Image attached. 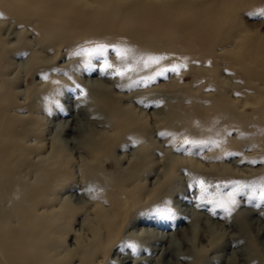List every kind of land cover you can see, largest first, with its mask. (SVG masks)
<instances>
[{
	"label": "rangeland",
	"instance_id": "374dc122",
	"mask_svg": "<svg viewBox=\"0 0 264 264\" xmlns=\"http://www.w3.org/2000/svg\"><path fill=\"white\" fill-rule=\"evenodd\" d=\"M225 2L238 8H234L233 13L226 7L228 16L212 45L211 56L201 58L194 50L178 54L168 48L147 51L143 49L146 47L133 45L127 39L96 40L78 34L62 41L45 35L44 25L39 20L14 18L13 11L0 2V38H4L6 45L0 48L6 51L19 48L9 57L13 66L6 77L15 82L13 85L19 94L16 97L19 108L12 111L13 115L29 118L30 107L39 104L35 97L38 90L51 84L46 75H34L26 68L32 49L39 52L43 48L46 52L42 54L53 66L68 67L75 62L73 64H78L81 70L95 71L87 76L84 71H80L83 76L73 71L71 79L65 68L59 74L51 71L50 78L64 79L66 84L59 85L55 90L57 97H50L49 102H57L55 105L61 111L74 107V102H83L90 95L89 89L86 91L78 85L75 78L101 81L111 89L110 96L118 110L139 120L142 118V124L150 132V162L139 164L143 184L154 190L174 166L175 180L160 199L150 202L151 199L139 208L134 226L125 227L118 243L100 259L101 264H123L120 260L123 256L130 257L131 262L126 264H148L149 260L153 264H264V82L255 77L246 80L242 75L245 65L249 70L264 73L263 66L249 60L247 49L250 42L264 49V17L260 15L264 11V0ZM245 40L249 41L247 45L240 47V41ZM101 45L105 46L103 55L96 54L94 50ZM128 48L149 52L150 57L147 54L143 57L134 49L129 52ZM241 58L248 59L247 64H241ZM142 59L158 64L159 70L154 68L147 71L146 77H137ZM112 67L117 70L112 76L100 72ZM91 87L99 92L106 90ZM213 104L219 108L213 109ZM76 109L74 107L75 114ZM52 111L51 114V108H40L37 113L39 134L27 142L29 147L39 151L33 155L34 161H38L39 156L51 158V132L55 127H49L48 119L55 124L59 122L55 115L59 114L58 110ZM71 118L69 114L61 117L62 120ZM95 118L93 115L90 120L92 125ZM122 122V117L108 118L103 126L96 128L105 130V126L113 128ZM65 135L61 136L62 140L75 138L79 145L83 144L77 133L67 131ZM62 150L73 165L69 170L71 177L63 183L67 188L56 195L52 206L51 196L42 198L36 213L51 217L52 213L60 211L62 200L70 203V210L61 214L54 239L60 241L63 253L70 252L66 257L72 264H78L75 253L79 241L89 239L87 225L93 218L94 204L106 198L98 185L93 187L96 176L90 168L84 167L88 150L72 152L67 147ZM137 156L138 151L132 145L129 149L118 148L110 161L103 162L101 172L127 173ZM29 181L33 183L34 176H30ZM86 187L91 189L84 193L82 189ZM222 204L225 207H221ZM227 207L232 211L228 212ZM161 237H165L167 243L157 242ZM155 248L167 251L170 248L172 254L180 253L181 257L161 259V250L153 251Z\"/></svg>",
	"mask_w": 264,
	"mask_h": 264
},
{
	"label": "bare ground",
	"instance_id": "6f19581e",
	"mask_svg": "<svg viewBox=\"0 0 264 264\" xmlns=\"http://www.w3.org/2000/svg\"><path fill=\"white\" fill-rule=\"evenodd\" d=\"M0 2H3L9 11H13L14 18L39 20L44 25L45 35L62 41L71 40L78 34H86L88 39L96 40L127 39L133 45H142L146 47L143 49L149 51L150 48H168L178 54L194 50L198 52L200 58L202 55L211 56L212 45L222 32L225 16H228L225 11L234 13V8H238L226 3L225 0H0ZM3 39L0 38L1 47L6 46ZM247 42L249 41H240L239 46L242 47L245 43L247 45ZM26 43L28 42L24 44ZM5 49L0 48V264H72L66 257L70 252L63 253L60 241L54 239L61 214L70 210V203L62 200L60 211L52 213L51 217L36 213L42 198L51 196L52 206L56 201V195L67 188L63 183L71 177L69 170L73 165L70 158L63 153L62 147L63 149L67 147L72 152L88 150V153L86 152L88 160L84 161V167L90 168L91 173L96 176L93 187L98 185L105 193L107 204L105 201L94 204L93 218L87 225L89 239L86 242L79 241L75 253L78 264H101L100 259L118 243L125 227L134 226L139 208L151 199L150 202L157 200L166 187L175 180L172 175L174 166L164 175L162 182L155 185L154 190H149L143 184L139 164L150 162L148 151L151 146L150 132L147 126L142 124L144 121L142 118L139 120L118 110L110 96L111 89L101 81H83L75 78L79 82L78 85L86 91L89 89L90 93L83 102H72L75 109L77 108V114L74 113V107L69 106L61 111L55 105L56 100L55 104L49 102L50 97L51 99L57 97L58 93L55 90L59 85L66 84L64 79L50 78L48 74L51 71L59 74L65 68L64 71H67L70 79L73 71H77L78 75L80 71H84L85 76L95 71L86 72V68L81 70L78 64H73L75 62L69 63L68 67L53 66L51 60L42 54L46 52L43 48L39 52L32 49L26 68L34 75H46L51 84L43 85L38 90L35 97L38 98L39 104L30 107L29 118L13 115L12 111L19 108L16 102L19 94L14 88L15 82L6 77L11 65L13 66L9 57L16 54L19 48L10 51ZM133 49L143 54V57L145 54L150 57L149 52L144 53L138 48L126 50L133 52ZM247 49L250 52L249 60L253 59L257 66L264 67V49L256 48L254 42H250ZM239 61L244 65L248 59L241 58ZM19 65L22 67L23 64ZM139 67L141 69L137 77L143 78L147 76L148 70L160 68L158 64L154 65L146 59L140 62ZM100 72L104 76H112L117 70L116 67H112L110 70ZM242 75L246 80L255 77L264 82V73L258 69L249 70L247 65L244 66ZM91 86L105 87V93L92 89ZM82 103L87 110L83 108ZM213 107L219 108L216 104H213ZM40 108H51V114L54 112L52 109H57L61 116L55 114L59 121L56 124L52 119H48L49 127H55L54 132H51L52 149L49 156L51 158L39 156V159H36L38 161H34L33 155H37L39 151L29 147L27 142L39 134L36 126L40 118L37 116ZM67 114L72 117L71 120H62L61 117ZM93 115L96 118L92 125L90 120ZM119 117L123 118V122L113 127L114 129L108 126H105V130L96 128L97 125L103 126L105 119ZM67 131L77 133L83 144L79 145L75 138L62 140L61 136ZM124 138L127 141L121 144ZM131 145L138 151V156L130 171L124 174L101 172L103 162L110 161L118 148L129 149ZM30 176L35 178L33 183L29 181ZM90 189L86 187L82 190L87 193ZM71 198L81 200L76 195H71ZM132 215L134 216L131 217ZM151 239L153 240V237ZM166 240L165 237H161L157 242L164 244L167 243ZM165 249L155 248L153 251L161 250V259L168 256L181 257L180 253L175 255L170 252V248L169 251ZM120 260L123 264L131 262L128 256H123ZM148 262L153 264L150 260Z\"/></svg>",
	"mask_w": 264,
	"mask_h": 264
},
{
	"label": "snow or ice",
	"instance_id": "6c2138e0",
	"mask_svg": "<svg viewBox=\"0 0 264 264\" xmlns=\"http://www.w3.org/2000/svg\"><path fill=\"white\" fill-rule=\"evenodd\" d=\"M260 15L262 16V17H264V11H262L261 13H260ZM104 47L105 46H99L97 49H95L94 51H95V53L96 54H99V55H103V52H104ZM158 62V61H157ZM110 67V66H109ZM174 71L176 70V69H173ZM200 184H201V187H203V182L201 181L200 182ZM262 198H264V197H262ZM231 203L234 205L235 204V200L233 199L232 201H231ZM221 207H225V205H221ZM228 212H231L232 211V208L231 207H227V209H226Z\"/></svg>",
	"mask_w": 264,
	"mask_h": 264
}]
</instances>
